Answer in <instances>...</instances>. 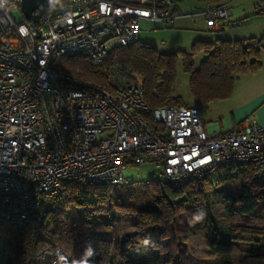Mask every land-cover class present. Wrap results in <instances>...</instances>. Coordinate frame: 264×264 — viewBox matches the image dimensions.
Returning a JSON list of instances; mask_svg holds the SVG:
<instances>
[{
  "label": "built area",
  "instance_id": "1",
  "mask_svg": "<svg viewBox=\"0 0 264 264\" xmlns=\"http://www.w3.org/2000/svg\"><path fill=\"white\" fill-rule=\"evenodd\" d=\"M21 0H0V222L23 225L63 201L71 182L122 185L129 165L155 163L172 188L228 165L252 166L264 184V124L209 131L198 105L151 106L133 73L117 63L108 87L62 72L61 57L99 66L138 40L141 20L173 25L176 0H60L30 23ZM264 13V0H254ZM199 14L212 30L227 3Z\"/></svg>",
  "mask_w": 264,
  "mask_h": 264
},
{
  "label": "trees",
  "instance_id": "2",
  "mask_svg": "<svg viewBox=\"0 0 264 264\" xmlns=\"http://www.w3.org/2000/svg\"><path fill=\"white\" fill-rule=\"evenodd\" d=\"M56 4L60 0H53ZM184 0H176L177 7ZM199 4L224 0H188ZM259 38L195 40L189 51H159L149 43L113 48L103 63L94 66L81 55L61 57L58 68L71 77L109 86L107 69L117 63L133 73L147 103L186 105L173 94L180 60L196 104L230 97L234 80L260 69ZM204 58L194 65V56ZM224 204L218 220L211 199ZM134 214L131 232L115 229V213ZM183 213L186 224L175 218ZM65 226L70 233L65 235ZM202 233L210 260L202 264H264V184L255 180L252 166L220 168L214 176L179 188L156 179L122 185L71 182L63 201L45 216L23 225L0 222V234L9 244L0 250V264H190L181 234Z\"/></svg>",
  "mask_w": 264,
  "mask_h": 264
},
{
  "label": "rangeland",
  "instance_id": "3",
  "mask_svg": "<svg viewBox=\"0 0 264 264\" xmlns=\"http://www.w3.org/2000/svg\"><path fill=\"white\" fill-rule=\"evenodd\" d=\"M199 4L184 0L178 5L180 17L173 25H161L156 22L141 20L139 22L138 40L149 43L159 51H189L195 40L213 41L217 38H259L264 35V13L254 9L253 0H233L229 6L230 16L224 22L223 30L210 31L205 26V20L199 14ZM260 69L257 72L244 73L264 78V48L260 50ZM204 58L203 52L194 56V65L197 66ZM264 90V80H234L230 97L221 100L198 104L206 121H216L222 126L231 109L250 94ZM173 94L182 98L186 105L196 104L188 86V76L182 69L181 61L177 62L176 77ZM242 104V103H241ZM258 121L255 111L245 115L241 122ZM158 168L155 163L129 165L124 171L128 182H145L157 176ZM213 215L222 220L225 217L224 204L218 198L211 199ZM115 229L119 232H131L137 225L134 214L115 213ZM176 226L180 229L187 223L183 213L175 218ZM70 227L65 226L64 234L70 233ZM180 239L185 246L190 264H202L208 257L205 239L202 233L181 234ZM9 244L7 238L0 234V250H5Z\"/></svg>",
  "mask_w": 264,
  "mask_h": 264
},
{
  "label": "crops",
  "instance_id": "4",
  "mask_svg": "<svg viewBox=\"0 0 264 264\" xmlns=\"http://www.w3.org/2000/svg\"><path fill=\"white\" fill-rule=\"evenodd\" d=\"M232 1L233 0H224L223 1V2L227 3V5H228L229 16L231 14L230 11H229V6H230ZM253 5H254V0H253ZM176 14L177 15H176V18L174 20V23L180 17V14L178 12V7H177ZM228 19H229V17L226 20H228ZM225 21H222L221 22V27L216 29V30H223L224 26H225V24H224ZM207 29L210 30V31L212 30L209 27H207ZM216 30H212V31H216ZM235 80H264V78H262V77L259 78L256 75L242 73V74H239L235 78ZM193 105H198V104H193ZM253 111H255L257 113V116H258V121L257 122L260 123V124H264V90H258L256 92L250 94L247 98H244L236 106H234L231 109V111L228 113V115L225 117L226 118V122H225V124L223 126L220 123L216 122V121H206L204 119V114H203V112L201 110L203 119L206 122L205 128H206V130H209V131H212V130H215V129H217L219 131H225V130L234 128V127H236V126H238L240 124V122L242 121V119H243V117L245 115H247V114H249L250 112H253ZM207 251L209 252L208 248H207Z\"/></svg>",
  "mask_w": 264,
  "mask_h": 264
},
{
  "label": "water",
  "instance_id": "5",
  "mask_svg": "<svg viewBox=\"0 0 264 264\" xmlns=\"http://www.w3.org/2000/svg\"><path fill=\"white\" fill-rule=\"evenodd\" d=\"M53 4V0H21L20 8L28 22L37 23L41 14L51 8Z\"/></svg>",
  "mask_w": 264,
  "mask_h": 264
}]
</instances>
